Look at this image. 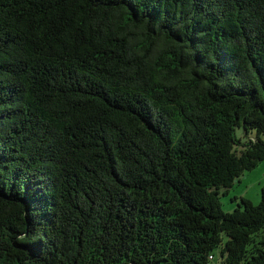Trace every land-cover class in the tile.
Segmentation results:
<instances>
[{
  "label": "trees",
  "instance_id": "1",
  "mask_svg": "<svg viewBox=\"0 0 264 264\" xmlns=\"http://www.w3.org/2000/svg\"><path fill=\"white\" fill-rule=\"evenodd\" d=\"M263 134L264 0H0V264H264Z\"/></svg>",
  "mask_w": 264,
  "mask_h": 264
},
{
  "label": "rangeland",
  "instance_id": "2",
  "mask_svg": "<svg viewBox=\"0 0 264 264\" xmlns=\"http://www.w3.org/2000/svg\"><path fill=\"white\" fill-rule=\"evenodd\" d=\"M264 140V134H263ZM253 168V171H246L239 178L237 182L234 183L233 187L229 189V193L226 195L220 194V201L222 204V209L225 212L233 211L234 204H238V200L231 201V197L242 195L248 199L253 204H257L260 201L261 190L264 189V160L258 162V164ZM240 181V182H239ZM239 182V183H238ZM218 255H215L214 260L210 261L209 264H216Z\"/></svg>",
  "mask_w": 264,
  "mask_h": 264
},
{
  "label": "crops",
  "instance_id": "3",
  "mask_svg": "<svg viewBox=\"0 0 264 264\" xmlns=\"http://www.w3.org/2000/svg\"><path fill=\"white\" fill-rule=\"evenodd\" d=\"M255 168H256V167H255ZM253 170H255V169H253ZM253 170H251V171H253ZM242 175H243V174H242ZM242 175H241V176H242ZM241 176H240V177H241ZM243 176H244V175H243ZM240 177H239V178H240ZM239 178H238L237 180H235L234 183L237 182V181L239 180ZM239 182H240V181H239ZM239 182H238V183H239ZM234 183H233V185H234ZM232 187H233V186H232ZM229 189H230V188H229ZM228 193H229V191H228ZM240 196H242V195H238V196H236V197H240ZM234 202H235V201H234ZM235 205H236V203L234 204V207H235Z\"/></svg>",
  "mask_w": 264,
  "mask_h": 264
},
{
  "label": "built area",
  "instance_id": "4",
  "mask_svg": "<svg viewBox=\"0 0 264 264\" xmlns=\"http://www.w3.org/2000/svg\"><path fill=\"white\" fill-rule=\"evenodd\" d=\"M211 257H212V256L210 255L209 258L211 259Z\"/></svg>",
  "mask_w": 264,
  "mask_h": 264
}]
</instances>
